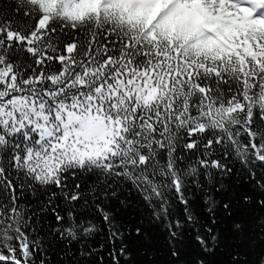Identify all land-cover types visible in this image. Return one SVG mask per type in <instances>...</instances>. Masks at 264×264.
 Returning <instances> with one entry per match:
<instances>
[{"label":"snow or ice","instance_id":"1","mask_svg":"<svg viewBox=\"0 0 264 264\" xmlns=\"http://www.w3.org/2000/svg\"><path fill=\"white\" fill-rule=\"evenodd\" d=\"M0 264H264V0H0Z\"/></svg>","mask_w":264,"mask_h":264},{"label":"trees","instance_id":"2","mask_svg":"<svg viewBox=\"0 0 264 264\" xmlns=\"http://www.w3.org/2000/svg\"><path fill=\"white\" fill-rule=\"evenodd\" d=\"M101 242H103V240H102ZM105 251H106V250H105Z\"/></svg>","mask_w":264,"mask_h":264}]
</instances>
